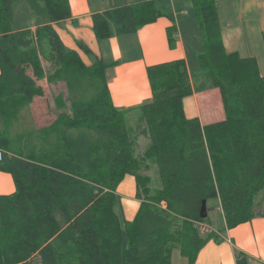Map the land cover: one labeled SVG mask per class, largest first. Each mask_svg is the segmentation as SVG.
<instances>
[{
	"label": "trees",
	"instance_id": "1",
	"mask_svg": "<svg viewBox=\"0 0 264 264\" xmlns=\"http://www.w3.org/2000/svg\"><path fill=\"white\" fill-rule=\"evenodd\" d=\"M14 1L0 0V101L43 94L41 55L56 66L48 81H65L68 94L55 97L61 111L50 123L0 130V169L15 181L14 192L0 195V264H171L174 248L195 264L209 239H221L203 234L204 199L208 212L211 199L220 201L227 228L264 216L255 210L264 197V75L255 58L226 50L217 0L192 2L203 45L198 76L219 88L225 118L203 124L186 115L195 86L185 58L150 64L152 99L138 107L149 141L142 156L131 109L113 102L110 65L99 57L87 64L53 26L72 15L69 0H27L48 19L35 30L12 27ZM162 15L175 20L157 0L123 4L95 13L93 30L99 39L134 33ZM146 160L157 166V187L141 171ZM126 174L135 176L140 200L132 220L116 210ZM235 254L237 264H249L245 252Z\"/></svg>",
	"mask_w": 264,
	"mask_h": 264
},
{
	"label": "crops",
	"instance_id": "2",
	"mask_svg": "<svg viewBox=\"0 0 264 264\" xmlns=\"http://www.w3.org/2000/svg\"><path fill=\"white\" fill-rule=\"evenodd\" d=\"M140 1L142 0H69L72 15L53 23L63 43L78 51L83 60L87 59L91 63L94 57H99L110 65L107 78L114 104L118 108L136 112H139L140 105L152 99L148 65L185 58L191 74L198 78L199 67L195 61L203 48L196 15L192 17L187 10L190 3L193 5L192 0H171V4L166 6L169 9L164 8L160 0H157L164 13H174V22L170 17L162 15L134 33H114L107 38H97L93 30L95 13ZM217 5L226 50L237 52L241 57L255 58L260 73L264 75V0H217ZM42 17L38 24L32 20V25L24 28L35 29L48 22L46 17ZM173 23L176 24L172 34L174 40L170 42L169 27ZM78 41L84 42L91 49L92 57L80 48ZM193 42L194 52L189 47ZM216 90L215 88L218 93ZM199 94L196 91L192 94L195 99L191 101L192 112L189 117L198 116L203 119L204 110L201 111L199 103L210 102H206L207 96L201 99L197 97ZM187 99L189 97L184 99V105ZM14 190L13 175L0 169V195L10 194ZM117 193L120 214L132 220L140 206V200L136 197L137 181L133 174L124 176L117 187ZM224 227L219 231L220 241L209 239L199 251L195 264H237L236 250L246 253L249 264H264V216L254 217L233 228H227L224 219ZM171 264H189V259L178 248H174Z\"/></svg>",
	"mask_w": 264,
	"mask_h": 264
},
{
	"label": "rangeland",
	"instance_id": "3",
	"mask_svg": "<svg viewBox=\"0 0 264 264\" xmlns=\"http://www.w3.org/2000/svg\"><path fill=\"white\" fill-rule=\"evenodd\" d=\"M161 4L164 8L171 4V0H160ZM169 9V8H167ZM171 10V9H170ZM187 10L190 12L192 17L195 15L193 5L190 3L187 7ZM13 23L12 27L14 29L24 28L29 25H32V20L38 24L42 21L43 17L35 12V10L31 7L27 0H15L13 3ZM35 30V29H33ZM192 38V36H190ZM194 52L195 44L194 42L189 46ZM42 64L45 68V76L43 78L37 79V84L42 86L43 94L36 95L32 98V100H27L24 96H14L5 101H0V106L4 111L0 112V130L7 129L10 134H14L19 130L25 128H31L34 126H42L50 123L54 119H56L57 114L61 111L55 107V97L60 93L64 92L65 96L68 94L67 85L65 81H57L51 82L48 81L47 76L50 75L55 70V63L52 59H46L41 55ZM87 64H90L86 59L84 60ZM197 64V60L195 61ZM32 73V69L28 70ZM193 84L195 86V91L200 99L203 96H207L206 102H210L209 104H205L202 101L199 103L201 111L203 112V119L200 118L201 122L206 124L205 122L218 121L216 119L225 118V110L221 97V93L219 88L204 86L202 77L191 76ZM215 88L217 89L215 92ZM204 92V93H203ZM189 99L186 100V115L189 117L191 115V101L195 98L192 95L188 96ZM196 97V100H197ZM187 98V97H186ZM195 100V101H196ZM1 108V107H0ZM3 113V115H2ZM209 113V115H208ZM193 114V113H192ZM208 115V117L206 116ZM5 117V119H4ZM5 120V121H4ZM128 125L136 133V155L142 156L147 145L148 138L141 134V130L145 126V122L140 116L139 112L135 110H131L127 115ZM203 120V121H202ZM209 120V121H208ZM208 124V123H207ZM147 162L142 167L141 171L145 174L152 176L153 182L152 186L157 187L160 185L159 173L155 162L152 160H146ZM120 184V183H119ZM257 203L255 210L264 211V197L261 194L256 198ZM208 205L216 206L215 209L211 210L207 217H205V222L201 223V229L203 230V234H207L209 232L214 233L215 235L219 234L220 229H225L224 227V214L222 207L220 205V201L218 199H211L208 202ZM117 212L120 213L119 206L116 208ZM226 224V222H225Z\"/></svg>",
	"mask_w": 264,
	"mask_h": 264
},
{
	"label": "water",
	"instance_id": "4",
	"mask_svg": "<svg viewBox=\"0 0 264 264\" xmlns=\"http://www.w3.org/2000/svg\"><path fill=\"white\" fill-rule=\"evenodd\" d=\"M208 207H207V201L206 199L203 200L202 207H201V217L205 218L208 216Z\"/></svg>",
	"mask_w": 264,
	"mask_h": 264
},
{
	"label": "built area",
	"instance_id": "5",
	"mask_svg": "<svg viewBox=\"0 0 264 264\" xmlns=\"http://www.w3.org/2000/svg\"><path fill=\"white\" fill-rule=\"evenodd\" d=\"M3 150L0 148V158L2 157Z\"/></svg>",
	"mask_w": 264,
	"mask_h": 264
}]
</instances>
